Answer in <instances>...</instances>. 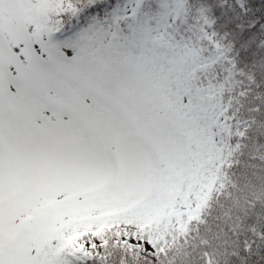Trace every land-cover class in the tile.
<instances>
[{"label":"snow or ice","instance_id":"obj_1","mask_svg":"<svg viewBox=\"0 0 264 264\" xmlns=\"http://www.w3.org/2000/svg\"><path fill=\"white\" fill-rule=\"evenodd\" d=\"M0 264H264V0H0Z\"/></svg>","mask_w":264,"mask_h":264}]
</instances>
